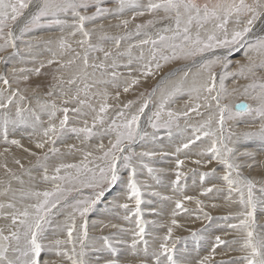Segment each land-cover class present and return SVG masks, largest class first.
<instances>
[{
  "label": "rangeland",
  "instance_id": "374dc122",
  "mask_svg": "<svg viewBox=\"0 0 264 264\" xmlns=\"http://www.w3.org/2000/svg\"><path fill=\"white\" fill-rule=\"evenodd\" d=\"M148 2L149 0H136L139 7L128 6L122 11L117 12L115 9L118 7V0H100V7L109 8L113 11L102 17H97L93 21H86L85 29L91 35L88 44H85L83 47L78 43L84 39L83 35L79 32L74 36L70 35L73 31L71 27L62 28L59 25L42 23L41 26L25 33L17 41V47L20 49L19 55L9 56L7 61H0V73L4 74L9 80V85L7 86L0 81V92H3L4 97H7L12 90L19 89L20 94L26 97L23 101H20L19 97L14 99L8 109L9 115L14 117L16 104L19 103L21 107L34 109L41 117V123L36 125L35 130L31 126V120L29 125H17L15 127L9 125V143H5L3 129L0 128V203L7 204L11 202L15 204L16 208H23L25 205L36 203V200L32 197L22 196V192L27 193L52 189L53 181H44L42 179L43 170L37 164L36 156L30 154V152H35L37 155L42 156L43 152L47 151V148L50 146H46L45 149H37L35 147V142L43 139V128L47 127L49 123L47 111L42 112L37 107V96L42 102L54 101L61 107H77V103L71 101L70 96L76 93L78 86L83 89L84 83H88L91 87L87 90V95L84 91H81L80 98L86 99L97 112L100 105L105 102L103 94L107 93L108 95L106 102L110 107L106 113V123L103 126L106 127L107 124L111 123L113 118H116V113L124 103H127L129 100L137 101L133 108L126 110V115L130 117L140 106V103L143 102L144 97H141L140 94L145 93L146 96L156 85L160 76L184 64L192 66V71L197 72L199 64L203 60L211 59L213 55L224 54L225 50L216 49L215 52L204 53L202 57H195V64H193L192 59L173 61L165 64L155 76L147 78L141 76V69L150 55L151 45L141 46L139 45V41L148 39L149 37L156 39L158 35L171 36V31L164 32L163 29L165 27L174 28L175 26L174 19H163L165 13L162 10L148 13L144 7ZM196 2L211 5L216 3L217 0H196ZM227 2H232V0H227ZM247 2L252 3V0H247ZM28 11L30 10H26V13ZM141 11L144 12V15H136V13ZM94 13L95 7L91 6L86 11L81 10V14L93 15ZM134 16L138 17L133 19ZM59 18L67 19L69 22L72 20L70 13L67 16L61 15ZM122 20L129 21L126 28L121 24ZM149 20H152L153 23L141 29L140 34L137 35L136 25L146 24ZM24 22L25 18H21L15 27L14 30L17 36L20 35L19 28L23 26ZM101 26L103 27L101 28ZM241 26L237 25L233 18L228 24L229 33L234 28H240ZM212 28L213 25L211 23L206 24L200 30L201 37L206 38V30L210 31ZM254 28L247 38L250 42H254L257 37H264V32L260 31L259 22H257ZM195 31L196 28L193 26V35ZM104 33L108 37H122L119 47H116L113 39L103 38ZM218 35L223 38L222 32L218 33ZM61 37L71 45V49L61 50L59 48V39ZM28 41L32 43L30 49L26 46ZM43 41H51V43H44ZM89 44L96 49L103 48L105 51H110L111 55L105 58L103 52L90 49ZM11 51L12 49H8L7 52H0V56H8V53ZM86 51L90 65L101 62L106 65L103 72L98 69L92 74L93 70L89 67L88 72L90 75L85 80H78L77 85L69 86L67 83L61 84V80L66 82L83 67V56ZM246 51V48H240L238 51H233L228 55L226 61L228 67L226 69L220 63L213 66V71L217 73V85H219L221 73H237L240 65L248 64V56L245 55ZM142 52L144 59H141ZM76 53H79L80 56L77 57ZM248 54L252 56L257 64L260 63L261 57L256 52L252 51ZM49 60H55L58 63L48 64ZM69 60H75V63L69 66L67 63ZM41 64L45 66L41 68L39 75L32 71H26L25 73H17L16 77H13L11 73L13 67L35 69L40 67ZM61 64L65 65V67L61 68ZM113 64H115V67H111ZM113 71L118 73V76L115 78L110 75ZM254 71L255 75L249 74L247 79L240 75H227L224 84L231 95L225 96L222 103L228 104L230 107L240 102H246L255 106V101L250 98V95L244 94L245 85L253 81L264 82V68L258 67ZM21 75H28L29 80L25 82L18 79ZM134 78H138L139 83L130 87L128 92H124V87L128 86ZM36 85H40L41 87L33 94V89ZM233 88L237 89L235 93L232 92ZM49 90L53 94L51 96L45 95ZM117 92H119V99L115 98ZM249 93L254 95L251 89ZM159 95L160 93L157 92L152 97V104L146 109L145 114L140 120V130L143 133H147V136L143 139L138 138L132 146L136 153H154L152 156L145 157L137 155L132 162L136 169L135 181L141 193V204L139 206L140 219L144 222L145 239L149 242L150 251L163 242V237L167 234L168 227L171 226L173 227L172 237L167 243L169 246L175 244L177 252L182 253L191 264H197V261L209 255H211L209 264H245L243 257L247 253L242 250L244 232L231 229L228 225L239 223V219L242 218L239 216V213L246 212L247 209L238 203L239 192L229 194L228 185L222 178L225 174V166L219 160L212 159V153L208 151L212 146L213 140H216L217 147H220V131L219 125L216 122L219 116L215 110L214 102H212V109L201 107L200 112L202 115L200 116H197L195 113H189L187 117L179 115L172 121L169 127L152 128L148 122V118L152 112L156 111ZM64 100H69V103L64 105L62 103ZM195 103L194 99L189 100V97L184 94L170 101L166 105V110L170 109L176 113H183L187 111L188 106H192ZM199 103L203 104V101L201 100ZM82 111L86 113L85 116L78 117L76 114L69 112V127H82L85 119L88 120L91 126L92 118L96 113L92 112L87 106ZM2 113L3 110H0V115ZM210 114H213V121L204 131H213L216 133L215 136H201V139L196 141L195 144L177 153L176 149L178 147H181L188 139H194L192 137V129L194 127L198 128L208 119ZM25 115L28 116L29 114L25 113ZM62 116V112H57L52 123L58 124ZM167 120L168 117L165 112L161 116L160 123L163 124ZM117 122H121L119 118H117ZM262 123L264 121L254 113H243L231 119L226 117L224 122V143L227 148L232 149L228 158L230 162L238 166L241 177L250 179L254 183L252 194L256 207L254 211L255 223L252 226V230L257 239H264V139L259 135L246 134L258 132ZM96 132L97 135L86 142H84L83 135L77 137L76 134L65 132L55 145V147L60 149V153L49 159L47 164L48 174L50 176L53 174L56 164L80 163L83 160V156L80 157L79 161H72L78 153L88 151L92 145L96 147L91 148L90 152L94 156L102 155L97 145L103 143L106 149L110 146L109 140H114L115 135L114 133L103 132V128L100 125H97ZM12 139L24 141L23 143L26 144V148L24 149H29L28 147L31 145L32 149H29L30 151L22 149V152L26 153L23 158L30 157L28 160H20L18 158L10 160L8 158L7 154L11 155L10 153L19 152L18 146L10 143ZM70 144H74L80 150H71V153L68 154V145ZM14 150L15 152H13ZM64 151L66 153H63ZM221 155H223V149L221 150ZM61 156H65L66 161L60 158ZM177 159L184 161L179 169L176 165ZM16 160H19L20 164H17ZM89 160L91 161V158ZM197 160L200 163L194 162ZM95 163L102 165L104 162L96 160ZM89 166L92 167L93 164L90 162ZM149 168L152 169L151 173L148 171ZM69 171L72 175H75L74 169ZM129 171L130 169L121 170L124 182L111 189H106L105 196L101 198L86 216L88 238L85 241V259L88 261V264H97V260H99V264H104L105 259L110 258L111 253L107 249H103L102 237L111 238L113 247L117 250V254L122 260L127 257L132 261V264H135L137 259L143 258V253H141L140 257L128 255L129 249L127 248V244L131 242L133 233L137 231V217L135 215L137 206L135 198H130V190L126 187ZM177 171L183 175L180 177L179 184L174 185L173 182L176 180ZM61 174H64L63 170ZM201 174H207L203 181L201 180ZM31 176L33 177L31 178ZM231 176L235 180L237 178L236 172L233 171ZM22 177L31 178L26 186H24V180L21 183ZM56 183L60 182L57 181ZM64 186L80 187L79 192L74 191L71 197H69L70 201L73 198L84 199L93 195L91 189L83 188L78 184H65ZM241 187L245 200H247V188L244 185H241ZM209 188H212V191L206 192V189ZM186 196L193 197V199L185 200L184 197ZM163 197H169L170 199H163ZM177 200L183 202L184 208L187 209L186 212L176 209L175 202ZM197 200L201 201L199 207L196 204ZM121 204H127L128 208H121ZM201 208L203 211H200ZM12 211L13 209L9 208L0 209V228H3L5 231H7V226L11 223V219L10 217L5 218L2 213H10ZM70 211V208L54 211L51 217V224L46 226L48 240L67 239V232L63 225ZM173 211L177 213L175 217L172 215ZM204 213H208L211 220L205 217ZM126 216L128 219H125ZM173 218L176 219L179 226L171 225ZM84 219L79 216L76 217V230L73 236L76 239L77 252L80 250L78 237L81 232L80 226L84 223ZM112 225H116V227H112ZM193 232L197 234L196 237H193ZM216 236H219L221 240L227 243L216 246L213 253ZM117 241H123L124 243H117ZM47 242L45 241V243ZM67 247L69 250L71 249V246ZM140 247L142 248L143 245L141 244ZM93 249H98L99 251H93ZM44 259L56 260L58 264H70L63 257H56L50 253H45Z\"/></svg>",
  "mask_w": 264,
  "mask_h": 264
},
{
  "label": "snow or ice",
  "instance_id": "6c2138e0",
  "mask_svg": "<svg viewBox=\"0 0 264 264\" xmlns=\"http://www.w3.org/2000/svg\"><path fill=\"white\" fill-rule=\"evenodd\" d=\"M100 0H0V52H7L8 49H12L8 53V56H0V61H7L9 56H16L20 54V49L17 47V41L23 37L25 33L30 32L32 29L41 26L42 23L55 24L63 27H71L73 31L70 35H76L77 32L81 33L84 37L83 40L78 43L83 47L88 44L91 33L85 29L86 21H93L97 17H102L105 14L111 13L113 10L109 8H102L99 6ZM95 7V13L93 15L81 14V10H87L89 7ZM139 5L136 0H118V7L115 11L120 12L125 7ZM148 13H154L162 10L165 13L163 19H174V28L165 27L164 32H172L171 36L158 35L156 39L149 37L139 41V45H151L150 55L147 58V62L142 66L141 76L144 78L155 76L164 67L173 61L181 60H193L197 56H203L206 52H215L216 49L225 50L223 55H213L211 59L203 60L199 64V70L197 72L192 71V66L184 64L171 71L160 76L156 85L149 91L146 96L145 93H141V97H144L143 102L137 110L130 115H126V110H130L136 105L137 101L129 100L124 103L120 110L116 113V118L111 120V123H106V113L110 105L106 102L108 95L104 93L105 102L102 103L97 110L86 99L80 98V92L84 91L87 95V90L91 87L88 83H84L83 89L77 87L75 94L70 96V100L77 103V107H61L53 102H42L40 98L36 97L37 107L43 112L47 111L49 123L47 127L43 128V139L35 142L37 149H45L42 156L37 155L35 152H30L31 155L36 156L37 164L43 170L42 179L44 181H53L51 190L44 191H31L22 192V196L35 198L36 203L25 205L23 208H16L15 204L9 202L7 204L0 203V209L9 208L13 209L10 213H2L5 218L10 217L11 223L7 226V231L0 228V264H58L56 260L44 259L45 253H50L56 257H63L69 261L70 264H88L85 259V241L88 238V224L86 216L92 210V208L105 196V190L111 189L114 186L123 183V177L121 170H129L126 180V187L130 190V198H135L136 210V229L133 233V239L127 248L129 249L128 255L132 257H140L143 253V258L137 259L135 264H191L182 253H178L175 244L169 246L167 243L172 237L173 227H168L167 234L163 237V242L159 243L158 247L149 249V242L145 239V227L144 222L140 219L139 206L141 204L140 189L135 181L136 169L133 166V159L139 155L140 157L152 156L154 153L140 152L136 153L133 149V144L140 138L143 139L147 136V133H143L140 130V120L145 114L146 109L152 104V97L160 93L159 102L156 105V111L152 112L148 118V122L152 128L169 127L172 121L179 115L187 117L189 113H195L197 116L202 115L200 112L201 107L212 109L213 103L215 110L218 112L220 147H217V141H212V146L208 151L212 153V159L219 160L225 166V174L223 180L227 183L229 194L232 192H239L240 197L238 203L247 209L246 212H240L237 224H229L228 227L244 232V240L242 244V250L247 254L243 257L245 264H264V239H257L252 226L254 221L255 202L253 200L252 190L254 183L252 180L243 178L240 176L238 166L234 165L229 160V154L232 149L227 148L224 143V122L226 117L228 119L234 116H239L243 113H254L258 115L262 121H264V82L253 81L244 86V94L250 95V98L255 101V106L246 102H240L233 106L222 103V100L227 95H231L225 87L224 81L227 75H240L245 79L248 75H255L256 68H264V37H257L254 42L248 41V36L253 32L254 26L257 22L260 23V31L264 32V0H252V3H248L247 0H217L216 3L209 5L208 3L199 4L196 0H149L144 6ZM26 10H30L26 13ZM71 14L72 20L69 22L67 19H60L61 15L67 16ZM136 15H144L141 11ZM21 18H25V22L22 27L19 28L20 35L15 34V27L18 25ZM235 19L237 25H242L240 28H234L231 33L228 30V24L230 20ZM243 18V19H242ZM135 19V16L133 17ZM153 23L152 20L147 21L146 24L136 25V34L139 35L141 29L148 27ZM211 23L213 25L212 30H206V38H202L200 30L204 28L206 24ZM121 24L126 28L129 24L128 20H122ZM195 26L196 31L193 35L192 29ZM103 26H101L102 28ZM223 34L221 38L218 33ZM103 38L113 39L115 45L118 48L122 37H108L106 33L103 34ZM40 42V41H38ZM44 43H51V41H43ZM27 48L32 47L31 41L26 44ZM59 48L61 50L71 49V45L61 37L59 39ZM89 48L93 50H99L103 52L104 57L108 58L111 55L110 51H105L103 48L96 49L89 44ZM240 48H246L245 55L248 56V64L240 65L237 73H221L219 76V85H217V73L213 71V66L220 63L223 68H227V58L233 51H238ZM256 52L260 57V63L257 64L255 60L249 55V52ZM79 57L80 54L76 53ZM141 59H144L143 52L141 53ZM55 60H49L48 64H52ZM68 65L71 66L75 63V60H69ZM45 65L41 64L40 67L35 69L15 68L11 69L13 77H16L17 73H25L26 71L35 72L40 74L41 68ZM61 68L65 65L61 64ZM89 67L93 70L92 74L96 70H103L106 65L101 63L89 64L87 51L83 56V67L70 79L60 81L61 84L67 83V85H77L78 80H85L90 74L88 72ZM115 67V64L111 65ZM110 75L115 78L118 73L111 72ZM175 77V79H173ZM18 79L27 82L29 80L28 75H21ZM0 81L4 85H9V80L6 76L0 73ZM139 83L138 78L131 80V83L124 87V92H128L130 87ZM40 85H36L33 89V94L40 88ZM252 93H249V90ZM236 88L232 89L235 93ZM53 93L49 90L45 95L51 96ZM186 94L189 100H195L196 103L187 107V111L183 113H176L170 109L166 110V105L169 104L175 97ZM206 94V95H205ZM19 97L20 101L26 99V97L20 94L19 89L12 90L7 97L3 96V92H0V110H3L0 115V128L3 129V136L5 143H9L8 131L9 125L13 127L17 125H29L35 130L36 125L41 123V117L34 109L27 107H21L19 103L15 107L14 117L9 115L8 109L12 105L14 99ZM116 99H119V92L116 93ZM203 101V104L199 101ZM64 105L69 103V100L62 102ZM87 106L95 112L96 115L92 118L91 126L87 119L83 121L82 127H69V112L76 114L78 117L85 116L86 113L82 109ZM57 112H62L63 116L59 119V123H52V120L56 117ZM166 112L168 120L163 124L160 123L161 116ZM25 113L29 115L26 116ZM117 118L121 122H117ZM213 121V114H210L208 119L202 123L198 128L192 129V137L188 141L178 147L176 152L179 153L182 149L189 148L190 145L195 144L196 141L201 139V136H215L213 131H204ZM97 125L102 126L103 132L112 134L114 133L115 139L109 140V147L105 149L103 143L97 145V148L102 155L94 156L92 152H83V160L77 164L60 163L53 169V174H48V162L50 157H54L60 153V149L55 147L57 141L62 137L65 132H71L76 134L77 137L83 135L84 142L90 140L93 136L97 135ZM246 135H259L264 139V123L261 124L258 132L247 133ZM12 145L20 147V141L12 139L10 141ZM69 150H77L74 144L68 145ZM223 149V155L221 150ZM30 151L29 149H24ZM7 151V149H5ZM91 158V161L89 160ZM96 160H101L104 163L96 164ZM93 166L90 167L89 163ZM200 163L199 160L194 161ZM17 164H20L19 160H16ZM184 163V161L177 159V168ZM23 167V165H21ZM75 170V175L69 170ZM64 172L62 175L61 172ZM149 173L152 169H148ZM235 171L237 178L234 180L231 173ZM183 174L179 171L176 173V180L174 185L179 184L180 177ZM205 175L201 174V180L203 181ZM59 181L60 183H56ZM23 183V181H21ZM65 184H78L83 188L92 190L93 195L84 199H75L71 201V197L74 191L79 192L80 187H65ZM241 185L247 188V200H245L244 192ZM212 188L206 189V192H211ZM230 198V196H229ZM163 199H170L169 197H163ZM185 200H192L193 197L186 196ZM199 207L201 201H196ZM121 208L127 209V204H121ZM176 209L187 211L183 206L181 200L175 202ZM215 207V205H213ZM70 208L65 219L63 227L67 232V239H55L48 240L46 235L47 227L51 224V217L54 211ZM200 211H203L201 208ZM177 213L173 211V217ZM205 217L211 220L208 213H204ZM79 216L84 219V223L80 226L81 232L78 237L79 252H77L76 239L73 236L76 230V217ZM125 219H128L126 216ZM172 226H179L176 219L171 220ZM116 227V225H112ZM123 231V230H122ZM193 237H196V233H192ZM103 249H107L111 256L105 259L104 264H132V261L125 257L123 260L117 254V250L113 247L110 237H102ZM45 241H48L45 243ZM215 244L213 246V253L215 247L227 243L221 240L219 236L215 237ZM117 243H124L123 241H117ZM143 245L141 248L140 245ZM67 246H71V249ZM93 251H99L93 249ZM211 255L204 256L197 261V264H209ZM99 264V260H97Z\"/></svg>",
  "mask_w": 264,
  "mask_h": 264
},
{
  "label": "bare ground",
  "instance_id": "6f19581e",
  "mask_svg": "<svg viewBox=\"0 0 264 264\" xmlns=\"http://www.w3.org/2000/svg\"><path fill=\"white\" fill-rule=\"evenodd\" d=\"M136 17H138V16H136ZM136 17H135V18H136ZM254 29H255V28H254ZM258 29H259V28H258ZM255 34H256V33H255ZM258 34H259V33H258ZM98 56H99V55H98ZM88 115H89V114H88ZM52 122H54V121H52ZM30 134H31V132H30ZM36 138H37V137H36ZM20 141H21V140H20ZM39 141H40V140H39ZM23 142H24V141H21V143H20L21 146L18 147V150H19L18 153H10L11 155H8V154H7L8 158H10V160L15 159V158H18V159H20V160H24V159H27V160H28V159L30 158V157H28V158H23L24 155H26V153L22 152V149L26 148V144H24ZM30 146H31V145H30ZM30 146H29L28 148L31 150L32 147H30ZM92 146H93V147H92ZM92 146H91V148L96 147L95 145H92ZM6 147H7V146H6ZM60 148H61V147H60ZM91 148H90V149H91ZM61 149H62V148H61ZM90 149H89L88 151H90ZM13 152H15V150H14ZM63 153H66V151H64ZM69 153H71L70 150L68 151V154H69ZM81 156H83V153H78L72 162H74V161H75V162H76V161H79V159H80ZM5 158H6V157H5ZM5 158H4V159H5ZM60 158H63V160L66 161L65 156H61ZM70 159H71V157H70ZM8 160H9V159H8ZM6 161H7V160H6ZM144 161H145V160H144ZM54 165H55V164H54ZM56 165H57V164H56ZM32 177H33V176H31V178H32ZM31 178H30V179H31ZM30 179L27 178V177H22V178H21V181L24 180V181H25V185H24V186H26V185L28 184V182H29ZM18 183H19V182H18ZM15 185H16V184H15ZM13 186H14V185H13ZM13 186H12V187H13ZM24 186H22V187H24ZM1 189H2V188H1ZM11 189H12V188H11ZM11 189H10V190H11ZM18 189H19V188H18ZM18 189H17V190H18ZM8 195H9V194H8ZM9 196H10V195H9Z\"/></svg>",
  "mask_w": 264,
  "mask_h": 264
}]
</instances>
